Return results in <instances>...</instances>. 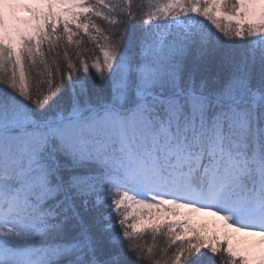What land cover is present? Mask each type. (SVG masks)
<instances>
[{
	"label": "snow or ice",
	"instance_id": "snow-or-ice-1",
	"mask_svg": "<svg viewBox=\"0 0 264 264\" xmlns=\"http://www.w3.org/2000/svg\"><path fill=\"white\" fill-rule=\"evenodd\" d=\"M0 264H264V0H0Z\"/></svg>",
	"mask_w": 264,
	"mask_h": 264
},
{
	"label": "trees",
	"instance_id": "trees-1",
	"mask_svg": "<svg viewBox=\"0 0 264 264\" xmlns=\"http://www.w3.org/2000/svg\"><path fill=\"white\" fill-rule=\"evenodd\" d=\"M98 23H99V21H97ZM102 27H103V25H101ZM78 37H74L73 39L74 40H76ZM82 39H83V43H84V45L85 46H87V47H90L91 45H90V42L88 41V39H87V37H82ZM70 47V49L72 48V47H74V45L73 46H69ZM205 221V223H208V224H213V222H211V221H209V220H204ZM146 239L148 240V243L149 244H151V238L146 234ZM157 242L158 243H162L163 241H162V239L160 238V237H157Z\"/></svg>",
	"mask_w": 264,
	"mask_h": 264
},
{
	"label": "rangeland",
	"instance_id": "rangeland-1",
	"mask_svg": "<svg viewBox=\"0 0 264 264\" xmlns=\"http://www.w3.org/2000/svg\"><path fill=\"white\" fill-rule=\"evenodd\" d=\"M198 220L199 222L201 223H205L204 220H209L213 223H216V224H222L223 222L220 221L219 217H215V216H207V215H202V216H199L198 217ZM208 224V223H207Z\"/></svg>",
	"mask_w": 264,
	"mask_h": 264
}]
</instances>
